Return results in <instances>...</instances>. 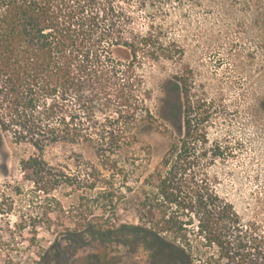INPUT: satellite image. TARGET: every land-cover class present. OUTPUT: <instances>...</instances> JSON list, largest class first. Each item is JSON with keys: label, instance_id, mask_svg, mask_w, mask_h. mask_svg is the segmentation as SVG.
Segmentation results:
<instances>
[{"label": "rangeland", "instance_id": "rangeland-1", "mask_svg": "<svg viewBox=\"0 0 264 264\" xmlns=\"http://www.w3.org/2000/svg\"><path fill=\"white\" fill-rule=\"evenodd\" d=\"M113 1L115 17L128 21L126 33L150 42L134 68L154 119L131 124L128 136L137 137L116 163L106 162L96 141L53 143L41 153L0 127V264H188L162 242L180 245L175 229L163 230L144 211L164 201L158 170L173 144L183 142L184 94L181 104L164 97L175 77L197 105L195 123L226 148V159L210 168L213 186L243 224L264 236V0ZM124 54L114 51L122 61ZM70 106L96 137L73 96ZM105 116L96 109L95 120ZM111 116L117 131L127 128ZM109 189L115 201L127 202L110 206L101 194ZM172 209L185 219L193 213ZM196 225H188L190 239ZM72 233L82 240H71ZM207 256L193 253L191 262L206 264Z\"/></svg>", "mask_w": 264, "mask_h": 264}, {"label": "trees", "instance_id": "trees-1", "mask_svg": "<svg viewBox=\"0 0 264 264\" xmlns=\"http://www.w3.org/2000/svg\"><path fill=\"white\" fill-rule=\"evenodd\" d=\"M115 13L113 0H0V127L14 142L32 144L42 153L53 143L96 141L106 162L116 163L122 148L137 137L135 132L128 136L131 124L151 123L153 113L146 94L137 90L142 80L135 77L134 68L139 51L150 42L128 35V21L117 19ZM116 48L125 53V61L114 56ZM165 85L168 105L182 102L184 94V136L181 144H173L158 170L164 201L144 210L146 215L163 230L175 229L180 245L161 241L187 258L188 264L193 253L208 255L206 264H264V236L256 233L255 225L243 224L210 178V168L226 159V148L209 142L206 125L195 123L197 105L187 83L182 89L175 77ZM71 96L87 113L96 137L87 132L81 110L70 106ZM260 107L264 110V101ZM97 108L106 115L103 121L95 120ZM113 113L125 130H116ZM185 177L200 183L187 186ZM103 191L110 206L127 202L115 201L111 189ZM173 207L193 213L185 219ZM195 220L197 234L190 239L188 225ZM69 238L82 240L75 233Z\"/></svg>", "mask_w": 264, "mask_h": 264}]
</instances>
